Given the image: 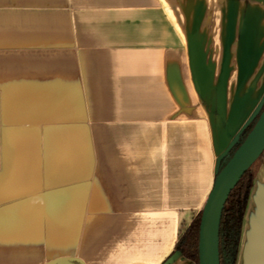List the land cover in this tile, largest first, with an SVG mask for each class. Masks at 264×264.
Returning a JSON list of instances; mask_svg holds the SVG:
<instances>
[{
  "label": "crops",
  "instance_id": "1",
  "mask_svg": "<svg viewBox=\"0 0 264 264\" xmlns=\"http://www.w3.org/2000/svg\"><path fill=\"white\" fill-rule=\"evenodd\" d=\"M263 104L264 0H0V264H192ZM263 246L264 159L236 264Z\"/></svg>",
  "mask_w": 264,
  "mask_h": 264
},
{
  "label": "water",
  "instance_id": "2",
  "mask_svg": "<svg viewBox=\"0 0 264 264\" xmlns=\"http://www.w3.org/2000/svg\"><path fill=\"white\" fill-rule=\"evenodd\" d=\"M239 135L237 139L226 150L222 158L227 155L230 148L237 142ZM263 152L264 108L261 111L252 129L247 134L243 142L235 150L233 155L229 159L224 161L221 167L219 164L212 189L209 192L206 202L201 210L197 247L198 264H219L218 233L223 207L230 192ZM173 254L180 256L176 252ZM257 259V264H264V255H261V257L259 256ZM72 262L74 261L62 260L57 262L56 264H72Z\"/></svg>",
  "mask_w": 264,
  "mask_h": 264
},
{
  "label": "trees",
  "instance_id": "3",
  "mask_svg": "<svg viewBox=\"0 0 264 264\" xmlns=\"http://www.w3.org/2000/svg\"><path fill=\"white\" fill-rule=\"evenodd\" d=\"M263 108L264 104L262 105L256 116L241 131L237 142L230 148L227 155L222 158L220 167L224 161H226L233 155L238 146L243 142V140L255 124L256 120L258 119ZM263 159L264 152L250 167V169L241 177L237 185L230 192L223 207L218 233L219 264H236L242 225L244 222V215L248 203L249 194ZM200 216L201 211L192 219L190 224L179 235L172 252L178 253L183 259L191 262L192 264H198L197 247ZM72 264L79 263L72 262Z\"/></svg>",
  "mask_w": 264,
  "mask_h": 264
}]
</instances>
